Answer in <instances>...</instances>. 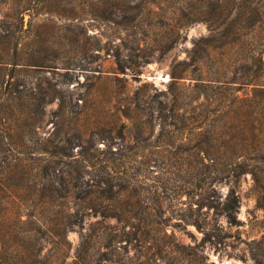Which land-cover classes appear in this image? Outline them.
Segmentation results:
<instances>
[{"label": "rangeland", "instance_id": "374dc122", "mask_svg": "<svg viewBox=\"0 0 264 264\" xmlns=\"http://www.w3.org/2000/svg\"><path fill=\"white\" fill-rule=\"evenodd\" d=\"M195 4L0 0V264H7V252L35 244L19 239L34 228L21 224L19 214H27L23 220L38 214V200L16 196L74 185L97 189L101 206L118 207L122 221L88 210L86 228L103 221L130 233L127 264H167L154 261L155 249L139 247L167 233L185 244L207 236L209 263L260 264L264 209L257 206L254 175L264 177V147L256 141L234 144L214 162L215 151L196 148L192 121L180 129L176 117L193 116L199 73L192 65L186 79L173 81V71L185 72L194 40L209 35L203 22L178 27ZM205 70H215L210 61ZM182 102L189 106L172 111ZM224 171L240 176L214 183ZM232 189L241 198L237 226L222 211ZM20 204L27 205L25 213ZM43 213L42 221L49 222L52 213ZM81 234L78 225L68 233L61 254L66 264L73 263ZM106 251L99 247V258ZM45 253L48 264L57 258L52 244ZM167 256L178 264L176 252Z\"/></svg>", "mask_w": 264, "mask_h": 264}, {"label": "trees", "instance_id": "16d2710c", "mask_svg": "<svg viewBox=\"0 0 264 264\" xmlns=\"http://www.w3.org/2000/svg\"><path fill=\"white\" fill-rule=\"evenodd\" d=\"M196 1L197 5L185 9L182 19L177 23L178 27L184 25L185 28L186 24L203 22L209 27V35L194 40L190 52L191 61L185 63V72L173 71V81L186 79L185 75L192 65L199 73L198 78L194 79L198 95L194 100L193 116L186 118L184 114L176 117H180V129H186L189 127L188 121H192L193 135L197 136L196 148L202 153L215 151L212 160L216 162V156L220 157L219 153H225L234 144L243 145L256 141L264 147V0ZM207 61L215 69L211 73L205 70ZM245 87H253L251 94L239 96V91ZM182 90V98L186 100V89L182 87ZM186 106L189 103L182 102L181 106L178 104V108L174 107L172 111L184 110ZM171 125L178 127L177 124ZM239 176L238 173L229 171L218 172L212 181L217 184L224 180L232 183ZM254 176L258 188L257 206L264 209V177ZM78 187L74 185L38 189L30 196H16L26 203L31 197L38 200V214L29 213L28 220H23L27 214H19L21 224L31 223L34 227L23 231L19 239L24 244L30 241L35 244L32 250L23 248L21 251L7 252V264H48L49 258L46 259L45 253L48 244L57 249V258L50 264H66L65 255L61 257L63 243H66L68 233L74 225L81 228L82 234L72 264H96L97 260L109 264H127L126 258L129 256L125 255V251L132 245L130 233L124 228L122 231L118 227H104L103 221L98 222L99 227L86 228L85 219L88 210H92L93 214L90 215L115 217L120 221L122 213H119L117 206H101L98 203L100 193L97 189L82 190ZM240 202V195L232 189L222 206V211L232 226L241 223L237 215ZM20 205L24 209L21 213H25L27 205ZM47 209L53 216L49 222L41 219ZM107 211L114 212V215H108ZM192 237L193 243L185 244L176 242L167 233L164 239L153 238L149 246L145 240L139 247L148 251L155 249L153 257L156 263L165 261L173 264L169 262L167 255L176 252L178 264H215L209 263L205 254L206 247L212 240L206 236L198 242ZM260 242L264 244V237ZM99 247L107 250L100 258ZM262 257L260 264H264V254ZM45 259L46 263L43 262Z\"/></svg>", "mask_w": 264, "mask_h": 264}]
</instances>
